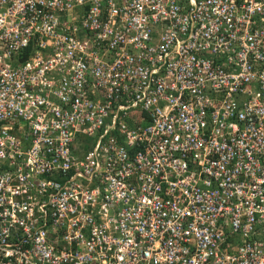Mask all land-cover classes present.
Wrapping results in <instances>:
<instances>
[{
  "label": "built area",
  "instance_id": "obj_1",
  "mask_svg": "<svg viewBox=\"0 0 264 264\" xmlns=\"http://www.w3.org/2000/svg\"><path fill=\"white\" fill-rule=\"evenodd\" d=\"M0 264H264V0H0Z\"/></svg>",
  "mask_w": 264,
  "mask_h": 264
},
{
  "label": "rangeland",
  "instance_id": "obj_2",
  "mask_svg": "<svg viewBox=\"0 0 264 264\" xmlns=\"http://www.w3.org/2000/svg\"><path fill=\"white\" fill-rule=\"evenodd\" d=\"M88 141L90 144L93 142V140L91 138H89Z\"/></svg>",
  "mask_w": 264,
  "mask_h": 264
}]
</instances>
